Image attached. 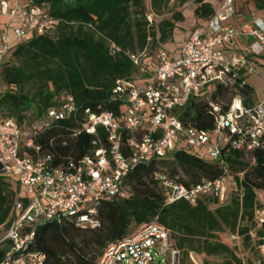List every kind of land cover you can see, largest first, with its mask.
I'll list each match as a JSON object with an SVG mask.
<instances>
[{
	"label": "built area",
	"instance_id": "1",
	"mask_svg": "<svg viewBox=\"0 0 264 264\" xmlns=\"http://www.w3.org/2000/svg\"><path fill=\"white\" fill-rule=\"evenodd\" d=\"M235 12V0H223L205 24L191 33L177 57L165 49L154 53L122 50L111 42L110 52L123 51L135 73L117 81L112 94L117 112L84 111L79 131L95 135L94 149L76 164H56L54 155L44 153L35 142V136L53 122L79 112L72 94H61L59 105L31 127L21 126L0 108V175L16 187L4 238L9 249L0 264H43L46 255L30 250L39 227L65 220L79 226H100V204L128 196L125 181L130 171L153 158H170L176 149L199 150L201 156L219 162L222 175L187 185L157 172L166 204L184 200L197 205L206 196L226 200L232 177L226 154L237 150L252 157L257 148H264V96L255 99L258 93L250 81L252 76L264 80V19L253 11L249 24L236 27L230 23ZM1 13L7 23L0 29V65L18 42L33 34L54 35L62 23L47 6L22 0L1 1ZM146 18L149 26L154 24L152 11ZM243 36L253 38L246 52L237 50V39ZM249 85L254 94L246 92ZM193 101L206 104L212 115L209 129L182 119ZM98 128L104 129L105 139ZM124 133L132 136L130 146ZM232 183L237 185L234 179ZM254 215L256 229L263 233L257 248L264 263V205H258ZM250 235L257 238V231ZM229 239L240 240L241 236L230 234ZM95 264L203 262L193 251L185 259L171 230L155 219L109 243Z\"/></svg>",
	"mask_w": 264,
	"mask_h": 264
},
{
	"label": "trees",
	"instance_id": "2",
	"mask_svg": "<svg viewBox=\"0 0 264 264\" xmlns=\"http://www.w3.org/2000/svg\"><path fill=\"white\" fill-rule=\"evenodd\" d=\"M169 2L151 0V5L156 13L163 14ZM196 2L199 4L196 15L200 19H208L214 13L209 3ZM35 3L47 6L62 23L54 35L33 34L18 42L3 59L0 74L7 90L0 94V108L21 126L31 127L33 124L27 122L29 111L37 121L45 120L47 111L59 105L61 94H72L79 112L53 122L35 136V142L44 153L54 155L56 164L66 165L70 161L76 164L94 149L95 135L79 131L84 111L117 112L119 106L112 99L117 81L129 79L135 73L123 51L114 55L110 52V43L122 50L147 49L154 53L173 38L176 21L184 17L174 13L171 19L149 26L148 0H35ZM246 92L255 93L250 85ZM227 97L224 93L223 98ZM182 119L204 129L212 125L206 104L197 101L187 106ZM98 131L105 139L104 129ZM123 139L130 146L132 136L124 133ZM245 156L237 150L226 154L229 173L239 191L223 204H219L218 198L206 196L197 205L184 200L166 204L155 174L163 172L191 185L219 178L222 168L218 161L188 149H176L167 159H150L130 171L125 181L127 197L100 204L97 214L100 226H79L70 220L44 224L37 229L30 250L46 255L43 264H95L109 243L133 233L134 226L158 219L171 230L172 239L183 250L185 259L193 251L222 257L221 264H244L235 248L223 241L220 234L228 231L244 236L258 251L261 242L258 237L263 233L256 229L254 214L260 205L257 190H264V148L253 152L252 163ZM179 168L189 175L188 180L178 176ZM15 200L14 182L0 175V225L9 228ZM211 204L218 206L213 209ZM252 230L257 231V238L250 235ZM8 249L6 242L0 247V262ZM259 264H264L261 257Z\"/></svg>",
	"mask_w": 264,
	"mask_h": 264
},
{
	"label": "crops",
	"instance_id": "3",
	"mask_svg": "<svg viewBox=\"0 0 264 264\" xmlns=\"http://www.w3.org/2000/svg\"><path fill=\"white\" fill-rule=\"evenodd\" d=\"M1 1L3 0H0V29H2L7 23V17L2 15L1 13ZM7 1L11 2V0H7ZM222 1L223 0H203V2L209 3L213 7L214 12ZM22 2L24 4H28L31 2L35 3V0H22ZM148 4H149L148 11H152L155 16V24L165 18L171 19L174 13H181L184 17L183 20L176 21V27L173 32V38L169 42H167V43H176L177 46L183 44L181 47L177 48L179 49V51L173 57H177L180 55L181 50L185 45L187 39L191 35V33L195 29L201 28L207 20V19H200L199 17H197L196 9L199 6V4L196 2V0H186V1L170 0L168 6L164 8L163 14H158L154 11L151 5V0H148ZM235 6H236V12L234 16L230 19V23L233 26L240 27L249 24L252 21L251 13L253 11L257 12V14L264 19V0H235ZM188 10L191 11V14L193 15L192 16L193 23L190 26L186 24ZM11 39L12 41L16 40L14 34L11 35ZM252 41L253 38L250 36L239 37L237 39V50L246 52L248 50L249 44ZM165 44L158 47L156 52L159 51L160 49H164L163 46ZM203 264L205 263L203 262Z\"/></svg>",
	"mask_w": 264,
	"mask_h": 264
},
{
	"label": "rangeland",
	"instance_id": "4",
	"mask_svg": "<svg viewBox=\"0 0 264 264\" xmlns=\"http://www.w3.org/2000/svg\"><path fill=\"white\" fill-rule=\"evenodd\" d=\"M193 15L191 14V11L188 10L187 12V22L186 24L188 26H190L193 23ZM73 25H79V23H74ZM60 27V25L58 26ZM86 28L88 29H92L91 26H86ZM99 36V35H98ZM183 45V44H182ZM176 43H167L165 44L163 47L166 51H168L172 56H175L177 54V52L179 51V49H177L178 47ZM0 61H1V54H0ZM250 81L251 83L254 85V87H256V91L258 93V95H255V99H258L260 96H264V80L259 77V76H252L250 77ZM7 90L6 85L2 82L1 79V74H0V94L4 93ZM29 120L27 121L28 124H36V118H34L33 112L29 111ZM27 124V125H28ZM26 127H30V126H26ZM199 150L193 151L195 153H198ZM205 158H208L207 156H205ZM245 160L249 161V162H253L252 158L250 155H246L245 156ZM168 169V168H166ZM169 170V169H168ZM240 176L243 175V173H239ZM178 176L188 180L190 177L188 174H186L182 169L179 168V172H178ZM233 179L235 180V178L232 177L230 178L231 183L228 185V189L226 192V200H224L223 202L220 201L219 204H223L226 201H229L230 198L237 192L239 191L238 185H233L232 181ZM258 193V201L260 203V205H264V190H257ZM218 204H211V208H215L217 207ZM139 226L133 227V232H135L136 230H138ZM8 231V226L7 225H0V247H3L5 245V241L4 238L6 236V233ZM229 234L228 231L221 233L220 234V238L223 239V241H225L226 243H228L231 247L235 248L238 256L243 260L244 264H249V263H253V264H259V252L257 251V249L252 247L251 243H248V241L245 240L244 236H241L240 240H235V241H231L229 239ZM198 259L200 261H203L205 264L210 263V264H221L223 262V258L219 257V256H207L203 253H198Z\"/></svg>",
	"mask_w": 264,
	"mask_h": 264
}]
</instances>
